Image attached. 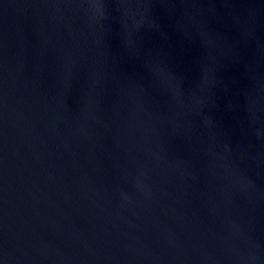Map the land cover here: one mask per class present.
<instances>
[{
	"label": "water",
	"instance_id": "water-1",
	"mask_svg": "<svg viewBox=\"0 0 264 264\" xmlns=\"http://www.w3.org/2000/svg\"><path fill=\"white\" fill-rule=\"evenodd\" d=\"M0 264H264V0H0Z\"/></svg>",
	"mask_w": 264,
	"mask_h": 264
}]
</instances>
